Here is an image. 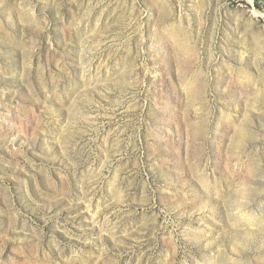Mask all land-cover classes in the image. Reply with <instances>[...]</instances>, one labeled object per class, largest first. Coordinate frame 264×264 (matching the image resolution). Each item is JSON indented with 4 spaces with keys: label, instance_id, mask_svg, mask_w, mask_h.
<instances>
[{
    "label": "rangeland",
    "instance_id": "obj_1",
    "mask_svg": "<svg viewBox=\"0 0 264 264\" xmlns=\"http://www.w3.org/2000/svg\"><path fill=\"white\" fill-rule=\"evenodd\" d=\"M0 264H264V0H0Z\"/></svg>",
    "mask_w": 264,
    "mask_h": 264
}]
</instances>
